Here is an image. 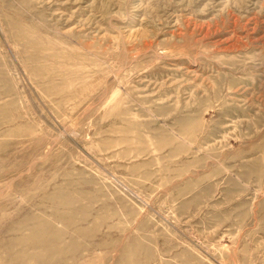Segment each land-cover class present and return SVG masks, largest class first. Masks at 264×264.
Listing matches in <instances>:
<instances>
[{
	"label": "rangeland",
	"instance_id": "1",
	"mask_svg": "<svg viewBox=\"0 0 264 264\" xmlns=\"http://www.w3.org/2000/svg\"><path fill=\"white\" fill-rule=\"evenodd\" d=\"M0 264H264V0H0Z\"/></svg>",
	"mask_w": 264,
	"mask_h": 264
}]
</instances>
